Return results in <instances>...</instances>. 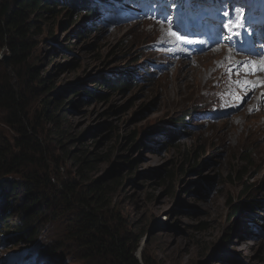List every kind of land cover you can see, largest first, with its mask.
Returning a JSON list of instances; mask_svg holds the SVG:
<instances>
[{
    "label": "rangeland",
    "instance_id": "1",
    "mask_svg": "<svg viewBox=\"0 0 264 264\" xmlns=\"http://www.w3.org/2000/svg\"><path fill=\"white\" fill-rule=\"evenodd\" d=\"M87 1L96 9L91 15L87 7L72 9L65 3L52 6L51 15L34 18L27 65L48 78V93L37 87L27 93L32 118L48 97L51 109L59 108L58 94L66 103L57 125L39 120L49 145L40 175L59 189L72 184L77 195L92 182L106 184L110 195L102 214L111 227H124L126 246L137 248L139 262L146 256L151 264H264V113L250 119L256 132L243 125L234 129L245 107L250 113L248 104L216 105L213 86L175 80L177 64L182 71L195 69L194 57L204 55L213 40L187 59L178 52L187 43L161 28L206 41L208 33L228 32L224 25L240 10L263 36V1L178 0L174 10L159 13V0L139 9L138 1ZM181 3L188 7L180 8ZM162 37L171 47L162 45ZM10 60L0 43V84L23 87ZM119 79L126 80L125 90L104 85ZM88 91L100 97H89ZM15 124L0 107V144L13 145ZM82 156L94 160L87 178L79 164ZM4 178L19 191L30 182L27 172ZM43 187L49 193L50 186ZM1 204L0 199V210ZM232 207L239 209L236 216ZM68 209L56 208V216L47 211L32 240L20 235L21 214L10 220L8 234L0 237V264H109L75 236L77 213Z\"/></svg>",
    "mask_w": 264,
    "mask_h": 264
},
{
    "label": "trees",
    "instance_id": "2",
    "mask_svg": "<svg viewBox=\"0 0 264 264\" xmlns=\"http://www.w3.org/2000/svg\"><path fill=\"white\" fill-rule=\"evenodd\" d=\"M166 1L164 5L169 0ZM89 2L87 0H0V43L6 47L10 54L11 64L19 69V76L25 82L23 87L20 84L16 88L10 83L0 84V107L9 113L10 125L16 123L14 127L18 134L12 146L0 144V199L2 200L0 237L8 234V229L11 227L10 220L21 214L22 218L17 222L23 231L20 235L32 240L38 234L35 226L42 225L47 211L54 213L56 208L65 206L69 208L67 211L77 213L73 231L91 254L108 259L109 264H151L146 256L143 257L142 262L136 259L137 248L132 250L127 248L128 237L123 231L124 227L121 225L120 228L111 227L112 223L106 221V216L102 214L103 209L106 208L104 203L110 195L106 191V184L102 185L101 181L92 182L86 191L77 195L72 184L66 183L62 189H59L54 187L46 175L39 173L40 169L48 164L46 150L49 146L42 135L43 130L39 125V120L57 125L60 117L65 114L66 103L61 99L63 94H58L56 99L59 102V108L51 109L52 102L48 97L41 112L32 118V102L27 100V93L29 91L35 93V87L46 91L44 87L48 79L40 77L35 66L27 65L28 56L32 50V37L30 36L36 22L34 18L42 13L51 15L54 13L52 6L59 8L65 3L72 9L87 7L91 15L96 9L94 6H89ZM105 2L107 3V0ZM23 66L27 68L21 74ZM104 83L118 90L127 88L124 79L110 82V84L109 82ZM87 95L94 98L99 96V92L88 91ZM69 103L70 105L75 104L74 101ZM130 139L133 141L135 137H130ZM140 147L141 144L136 149ZM79 164L83 177L87 178L89 170H92L91 167L94 165V160L91 161L90 158L82 156ZM26 172L30 181L29 186L20 191L11 186L9 181H4V176L13 174L25 176ZM46 185L51 188L49 193L43 187ZM75 205H77L76 208ZM232 209L234 210L233 215L236 216L239 209L233 207ZM250 209L252 211L255 208ZM56 215L58 214H53V216ZM39 217L42 220H39Z\"/></svg>",
    "mask_w": 264,
    "mask_h": 264
},
{
    "label": "bare ground",
    "instance_id": "3",
    "mask_svg": "<svg viewBox=\"0 0 264 264\" xmlns=\"http://www.w3.org/2000/svg\"><path fill=\"white\" fill-rule=\"evenodd\" d=\"M262 1L264 4V0ZM161 28L168 34L166 27ZM257 28L258 24L249 23L244 17V27L233 28L231 32H224L218 29L212 32L214 33L213 37L212 33H208L206 41L204 38H201L195 40L194 43H187L186 45H183L182 49L184 52L178 50L180 55H184L186 56L185 58L188 59L190 55L193 54V51L206 46L208 47V43L213 40L208 47V51L204 55L194 57L196 63H198V66L195 69L189 68L186 71H182L183 65L177 64L178 68L175 80L179 78L186 84V86H191L195 84L194 79H196L199 84H203L204 87L213 86L214 100L219 102L216 105H221L223 101L236 100V102H238L237 106L244 107L248 104V106H250V110L258 109L252 110L249 113L245 107V110L243 111L244 113H242V116L244 117H242L241 123L234 126V129L242 125L245 130L253 129L250 122V119H252L251 117H255V114L259 112L264 113V84L255 88H244L237 83L238 81H250L252 83L264 81V71H257L255 74H248L245 70V65L250 62L260 64L264 61V35L259 36ZM161 43L164 47L167 46V38L162 37ZM169 47L171 46L168 45V48ZM205 50L207 49L202 51ZM151 53L157 54L158 51H151ZM165 53L172 57L170 52ZM180 62L183 63L184 61ZM233 93L239 97V100L233 97ZM231 111L235 112V110ZM261 122H264V119ZM255 128L262 133V128L259 124H257ZM241 131L242 130H236L235 133ZM235 138L238 142L241 141L239 136L235 135Z\"/></svg>",
    "mask_w": 264,
    "mask_h": 264
},
{
    "label": "snow or ice",
    "instance_id": "4",
    "mask_svg": "<svg viewBox=\"0 0 264 264\" xmlns=\"http://www.w3.org/2000/svg\"><path fill=\"white\" fill-rule=\"evenodd\" d=\"M237 14L234 20L229 21L224 25V28L231 32L233 28H242L244 27V17L242 15V12L240 10H236ZM224 15L227 17L231 15L230 12L225 11ZM168 35L171 37H174L176 41L182 42V43H194V41L188 40L186 37H182L179 35L176 31L169 30ZM202 43V42H201ZM231 59V58H229ZM245 70L248 72V74H255L257 71H264V61H262L260 64H257L255 62H250L249 64L245 65ZM241 87L248 88L252 87L255 88L261 84H264V81H257L255 83H252L250 81H238L237 82ZM233 97L237 100H239V97L233 93ZM252 110H258V109H251Z\"/></svg>",
    "mask_w": 264,
    "mask_h": 264
},
{
    "label": "water",
    "instance_id": "5",
    "mask_svg": "<svg viewBox=\"0 0 264 264\" xmlns=\"http://www.w3.org/2000/svg\"><path fill=\"white\" fill-rule=\"evenodd\" d=\"M6 60L9 61V58L7 57Z\"/></svg>",
    "mask_w": 264,
    "mask_h": 264
}]
</instances>
